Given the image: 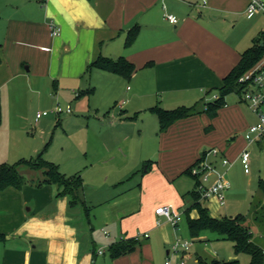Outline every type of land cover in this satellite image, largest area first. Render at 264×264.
Masks as SVG:
<instances>
[{"label":"crops","instance_id":"0c3cea01","mask_svg":"<svg viewBox=\"0 0 264 264\" xmlns=\"http://www.w3.org/2000/svg\"><path fill=\"white\" fill-rule=\"evenodd\" d=\"M249 2L0 0L2 124L12 120L23 126L31 118L39 128L56 120L61 125L72 119L73 105L80 108L85 95L90 118L104 130L88 155L90 167L80 173L89 212L81 204L72 207L68 196H57V186L33 189L26 182L20 189L0 190L2 264H12L13 258L20 264H154L159 246L167 254L164 264L169 257L173 264L172 246L195 202L189 167L206 147L221 149V156L208 158L220 169L225 155L230 166L241 160L242 151L255 143L248 144L245 132L258 117L238 94L239 101L232 102L227 95L215 117L198 113L160 131L155 109H205L219 97L226 76L264 31V16L246 13ZM51 21L61 28L57 36L51 34ZM136 27L135 40L127 44ZM100 57L126 58L136 70L129 79L103 70L93 65ZM57 104L71 105L72 112L37 119L39 111ZM138 139L143 144L135 148ZM114 157L120 158L117 173L97 166ZM204 203L213 216L226 206L216 197ZM161 205L181 213L177 226L156 213ZM189 214L196 218L199 212ZM96 225L102 226V236ZM128 237H138L140 244L113 258L109 246ZM17 239L23 243L7 245Z\"/></svg>","mask_w":264,"mask_h":264},{"label":"rangeland","instance_id":"374dc122","mask_svg":"<svg viewBox=\"0 0 264 264\" xmlns=\"http://www.w3.org/2000/svg\"><path fill=\"white\" fill-rule=\"evenodd\" d=\"M127 83L131 85L130 82ZM81 100L84 103L80 108H77L75 104L73 105L72 119L63 121L65 118L63 117V123L61 125L56 120L55 123H50L43 128H39L31 118L27 120L28 122L24 121L23 126L14 125L12 120L3 122L0 130V165L3 163L14 164L24 159L34 158L48 143L44 158L58 164L62 172H65L67 175H75L78 173L83 174L87 171V168L90 167L88 155L90 156L94 148L97 147V144L100 142L98 139H100L104 130L94 119L90 118L89 98L84 95L81 97ZM227 100L229 102L239 101L237 93H230ZM201 104H204L203 100ZM249 119L254 120L255 118L250 114ZM141 140L143 139L133 141L135 148L141 147L143 144ZM228 142L230 144L234 143V139L230 138ZM216 148L221 151L219 147ZM206 149L210 148L206 147ZM250 150L249 171L245 170L240 159L229 167L221 166L220 169L217 166L219 170L226 172L230 184L226 192V206L220 207L218 212L214 213V216L222 218L227 214L233 216L243 214L255 239L264 245V224L255 218L256 211L261 210L264 213V197H262L259 188L260 179H264V141L260 144L255 142L250 147ZM97 166L102 168L108 167V170L115 174L120 167V158L114 157L107 159L105 162L101 161ZM18 169L26 178L29 188L37 189L41 187L42 189L48 185L56 188L54 184L38 185L44 176L43 169H31L25 163L20 164ZM42 196V194H39L38 197L44 199ZM29 205L33 206L34 204ZM95 210L93 209L91 212L92 219H94ZM181 225L182 227L178 232V237L194 242V245L188 251L189 264L195 263L196 256H202L208 260L238 259L241 264L250 263V255L248 253L237 254L234 249V243L230 239L209 231L201 235V237L204 236L203 238L200 236H192L189 232L186 217L183 218ZM101 227L96 225L94 229L99 236H102ZM12 242L13 246L19 244V242L23 243V241L17 239L9 240L7 245L11 246ZM8 246L7 248H9ZM5 247V241L0 240V264H2ZM182 255L181 252L174 254L173 264H178ZM106 257L110 258L109 253L106 254ZM166 257V251L163 247L159 246L158 251L154 255V264H164ZM12 264H20L18 258H13Z\"/></svg>","mask_w":264,"mask_h":264},{"label":"trees","instance_id":"16d2710c","mask_svg":"<svg viewBox=\"0 0 264 264\" xmlns=\"http://www.w3.org/2000/svg\"><path fill=\"white\" fill-rule=\"evenodd\" d=\"M137 27L132 28L127 36L126 43H132L137 36ZM259 40V39H258ZM256 41V44L250 49L246 50L238 65L224 79V86L221 88L219 97L214 101L206 102L205 109H199L195 106L187 107L180 106L175 109L157 108L155 111L158 114L160 122V131H165L177 119L189 117L198 113L206 112L210 117H215L218 110L225 104V98L230 93H237L241 96L242 88L238 83L239 77L250 70L262 57L264 48ZM93 65L120 74L126 78H130L136 70L135 65L126 58L121 57L118 60L111 58L100 57ZM2 125V100L0 96V127ZM204 155V154H202ZM201 157L198 159L201 160ZM197 161V162H198ZM196 162V163H197ZM25 163L31 169H43L44 176L39 181V186L45 184H54L58 188L57 196H68L70 205L72 207L81 204L84 206L86 212H89L87 202L84 198V180L80 173L68 176L64 174L58 164L48 161L44 158V153L41 151L38 155L31 159H24L14 164L3 163L0 165V190L8 187L22 188L26 184V178L20 173L18 167ZM194 163V164H196ZM193 164V165H194ZM192 165V166H193ZM191 166V167H192ZM191 167L188 172L191 174ZM192 175V174H191ZM194 177V176H193ZM196 180V188L193 191L195 199L194 204L187 211V221L189 232L192 236L198 237L204 232H213L218 235L230 239L234 243V249L237 254L248 253L250 255L249 264H264V245L257 241L246 223V217L243 214H238L235 217L224 216L217 218L213 216L204 201L207 198L202 197L198 190V180ZM259 188L264 197V179H260ZM259 207V206H258ZM191 209H197L198 217L193 218L189 212ZM263 211H256V220L264 224ZM140 244L138 237L123 238L118 242L112 243L109 246V251L113 258L126 255L133 252ZM194 264H241L238 259L221 260V259H204L202 256Z\"/></svg>","mask_w":264,"mask_h":264},{"label":"built area","instance_id":"2783aa9c","mask_svg":"<svg viewBox=\"0 0 264 264\" xmlns=\"http://www.w3.org/2000/svg\"><path fill=\"white\" fill-rule=\"evenodd\" d=\"M246 13L248 15L262 14L264 16V1L263 0H250ZM167 18L172 23L178 22V17L174 14L167 15ZM51 34L57 36L61 32V28L53 21L50 22ZM258 43L264 48V31L259 37ZM238 83L242 88L241 100L257 115L258 120L256 123L249 126L245 132V138L248 144L257 142L264 138V52L260 60L247 72L242 74ZM71 113L72 106L68 105L64 108L62 105L57 104L51 110L39 111L37 119L48 115L49 113L62 114ZM202 159L191 167L192 176L198 180V190L201 192L202 197L210 199L216 197L221 205L226 202L225 191L229 187V180L227 179L226 172L218 170V167L211 162L209 156H221V151L216 148L205 149L203 151ZM222 166L229 167L231 160L225 156L221 157ZM251 151L245 148L241 153V161L246 171H249ZM156 213L165 217L174 226H177L181 220L182 215L171 205H161L156 208ZM148 236V234H145ZM194 245L193 241L178 238L172 246L173 254L181 252L183 255L179 259L178 264H188L187 253ZM99 253H103V249H99ZM166 264H172V259L169 257Z\"/></svg>","mask_w":264,"mask_h":264}]
</instances>
